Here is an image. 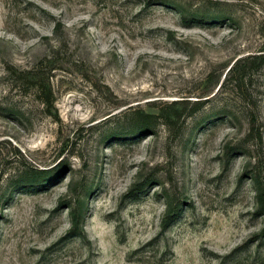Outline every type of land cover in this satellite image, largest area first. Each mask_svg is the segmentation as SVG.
Wrapping results in <instances>:
<instances>
[{
  "label": "rangeland",
  "instance_id": "374dc122",
  "mask_svg": "<svg viewBox=\"0 0 264 264\" xmlns=\"http://www.w3.org/2000/svg\"><path fill=\"white\" fill-rule=\"evenodd\" d=\"M255 55L264 0H0V264H264Z\"/></svg>",
  "mask_w": 264,
  "mask_h": 264
},
{
  "label": "trees",
  "instance_id": "16d2710c",
  "mask_svg": "<svg viewBox=\"0 0 264 264\" xmlns=\"http://www.w3.org/2000/svg\"><path fill=\"white\" fill-rule=\"evenodd\" d=\"M264 64V55H255V56H248L246 58L237 60L236 63L231 67L229 72L227 73V76L229 79L228 81H231L233 83H236V85H240V83H243L247 78L251 77V72L253 70L258 69L261 65ZM42 68L39 64V66H36L35 68L29 70V71H23L22 75L19 77L20 80L24 82V85L27 84L32 86L34 91L38 94L43 92L41 90L42 82H44L45 78L41 77L43 75ZM49 83V81H48ZM41 88V89H40ZM41 94V93H40ZM42 103L45 105H52L53 104V94L52 89L49 87L46 96L40 98ZM197 109V108H196ZM139 114V113H137ZM142 119L147 121H158L160 119V116L155 115H149L142 113V116H140ZM254 122V119H253ZM167 123V122H166ZM149 126V125H147ZM259 213L261 215H264V195L259 196Z\"/></svg>",
  "mask_w": 264,
  "mask_h": 264
}]
</instances>
